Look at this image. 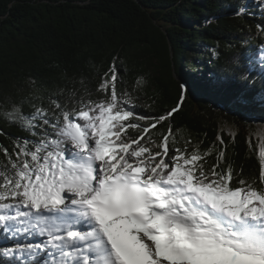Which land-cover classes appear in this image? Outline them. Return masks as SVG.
Instances as JSON below:
<instances>
[{"label":"snow or ice","instance_id":"obj_1","mask_svg":"<svg viewBox=\"0 0 264 264\" xmlns=\"http://www.w3.org/2000/svg\"><path fill=\"white\" fill-rule=\"evenodd\" d=\"M110 71L99 102L69 109L51 100V119L42 107L5 114L38 139L16 142L15 159L3 149L0 230L13 246L0 254L12 264H264V142L259 188L244 179L232 187L230 166L205 170L200 161L210 150L169 155L171 127L158 144L148 136L160 149L153 152L140 142L179 110L183 86L164 115H137ZM145 120L154 122H137ZM129 128L139 129L136 138H124Z\"/></svg>","mask_w":264,"mask_h":264},{"label":"trees","instance_id":"obj_2","mask_svg":"<svg viewBox=\"0 0 264 264\" xmlns=\"http://www.w3.org/2000/svg\"><path fill=\"white\" fill-rule=\"evenodd\" d=\"M113 67L118 97L127 93L137 115H164L183 86L179 110L141 144L160 151L148 136L158 144L171 127L169 155L210 150L205 170L230 166L232 187L240 179L261 187L264 0H0V163L3 149L13 155L16 142L38 139L6 117L14 106L25 116L48 109L51 119V100L69 109L99 102ZM241 95L250 102L238 103Z\"/></svg>","mask_w":264,"mask_h":264},{"label":"rangeland","instance_id":"obj_3","mask_svg":"<svg viewBox=\"0 0 264 264\" xmlns=\"http://www.w3.org/2000/svg\"><path fill=\"white\" fill-rule=\"evenodd\" d=\"M259 122L262 125V128H260V129H264V120H260ZM262 135H263V131H262ZM135 147H136V145H134V146L132 145V148H135ZM0 238L2 239V242L4 243L3 244L4 247H12L13 246L11 240H5L2 230H0ZM33 242H40V241H39L38 238H35V240ZM0 264H12V258H8L7 257L6 263L5 262H0Z\"/></svg>","mask_w":264,"mask_h":264},{"label":"water","instance_id":"obj_4","mask_svg":"<svg viewBox=\"0 0 264 264\" xmlns=\"http://www.w3.org/2000/svg\"><path fill=\"white\" fill-rule=\"evenodd\" d=\"M258 123V125L260 126V128H262V125H261V123L260 122H257ZM261 130H264V129H261Z\"/></svg>","mask_w":264,"mask_h":264},{"label":"bare ground","instance_id":"obj_5","mask_svg":"<svg viewBox=\"0 0 264 264\" xmlns=\"http://www.w3.org/2000/svg\"><path fill=\"white\" fill-rule=\"evenodd\" d=\"M44 239H46V237H40L39 241H40V240H44Z\"/></svg>","mask_w":264,"mask_h":264}]
</instances>
